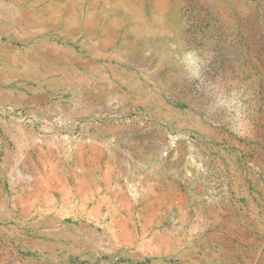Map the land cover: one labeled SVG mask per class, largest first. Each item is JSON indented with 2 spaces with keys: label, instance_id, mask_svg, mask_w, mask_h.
Here are the masks:
<instances>
[{
  "label": "rangeland",
  "instance_id": "1",
  "mask_svg": "<svg viewBox=\"0 0 264 264\" xmlns=\"http://www.w3.org/2000/svg\"><path fill=\"white\" fill-rule=\"evenodd\" d=\"M0 2V264H264V0Z\"/></svg>",
  "mask_w": 264,
  "mask_h": 264
},
{
  "label": "crops",
  "instance_id": "2",
  "mask_svg": "<svg viewBox=\"0 0 264 264\" xmlns=\"http://www.w3.org/2000/svg\"><path fill=\"white\" fill-rule=\"evenodd\" d=\"M52 173H53V171H52ZM50 178H51V175L50 174H45L44 176H41V175H28L27 177H26V175L22 174L20 177H18V179L20 181H26V184H27V185L25 184V186H26L25 188L26 189L28 187H30L32 193L33 194H37L38 196L40 195L41 190H39V189L38 190H35L33 188V186H40V187L42 185L43 186H46L45 193L44 192L43 193L45 194L44 196H45V198L47 200L53 202V205L51 207L54 210V213H53L54 216H58V214L62 211V210L58 209L57 202L63 203V204H67L70 201V198H78V200L80 202H85V200L87 198L86 197V193L85 192H82V190L79 187H76V189H75V192H76L77 195L73 194L70 189H53V190H51L50 189L51 186L49 184ZM91 178L94 180L93 177H91ZM110 179H111L110 175H105V176L101 177V180L103 181L104 186H107V187L109 186V180ZM26 189L14 190V189L10 188V190H12L13 193H14V195L12 193H11V195H12V197L17 196V195L23 196V195L26 194V192H25ZM28 190H29V188L27 189V191ZM0 192L2 193V197H1V201H0V210H2V215H1V217H2L4 215H6L5 207H7L8 197L6 199L5 198V195H7L8 192H6L5 190H3L1 188H0ZM165 194H166V192H163L162 193V195H165ZM169 195L171 197H173V196L183 197L182 193L179 192V191H175V192L172 191V192L169 193ZM38 196L37 197H31L30 200L33 201V202L34 201L38 202ZM193 196H194V198H199L198 194L197 195H193ZM102 202L109 203V199L103 197L102 198ZM16 203L17 202H14L15 206H16ZM154 206H155V209H158V210L161 209V207H162V205L160 203H157ZM175 208L179 212L178 213L179 215H177V219L179 220V222L180 223L186 222L187 220H186L185 216L182 215V211L180 210V208L179 207H175ZM232 215H234V214L232 213ZM159 217H161V216H159ZM236 217H239V215H236ZM178 239L180 240V238H178ZM178 239H176V240H178ZM261 248H262V246L261 247H258L257 248V251H258V249L261 250ZM242 255H243V253H242ZM260 255H258V256H260ZM242 258H243V260L245 261L246 264H256L255 261H253V262L251 261L250 263L248 261L246 262L247 257L244 256V255L242 256ZM257 264H259L258 261H257ZM260 264H262V262Z\"/></svg>",
  "mask_w": 264,
  "mask_h": 264
},
{
  "label": "bare ground",
  "instance_id": "3",
  "mask_svg": "<svg viewBox=\"0 0 264 264\" xmlns=\"http://www.w3.org/2000/svg\"><path fill=\"white\" fill-rule=\"evenodd\" d=\"M1 3V2H0ZM5 7V6H4ZM3 7V8H4ZM7 11V10H6ZM4 12V11H3ZM8 12V11H7ZM27 12V11H26ZM5 13V12H4ZM10 18H11V16H10ZM84 20V19H83ZM11 22H12V20H11ZM84 23H85V21H84ZM88 23H89V21H88ZM140 32H144V30L142 29V28H140ZM37 62V61H36ZM33 73H36L35 74V77L38 79L39 77H41V73H39V72H37V71H35V72H33ZM6 92V91H5ZM7 93H8V91H7ZM2 197V196H1ZM202 199V198H201ZM263 209V208H262ZM256 210H254V212H255ZM152 217V216H151ZM234 217V216H233ZM227 220V219H226ZM261 220V219H260ZM158 221V220H157ZM248 221V220H247ZM252 221V220H251ZM156 223V222H155ZM253 223V222H252ZM219 224V223H218ZM227 225V224H226ZM232 227V226H231ZM235 227V226H234ZM250 227V226H249ZM255 227V226H254ZM260 227V226H259ZM262 227H263V225H262ZM261 227V228H262ZM253 228V227H252ZM256 228V227H255ZM258 228V227H257ZM215 229V228H214ZM218 229H220L221 230V227L220 228H218ZM254 230V229H253ZM238 231H243L242 229H240V230H238ZM245 231V230H244ZM257 231V230H256ZM260 231V230H259ZM215 232L217 233V229L215 230ZM234 232V231H233ZM251 232V231H250ZM262 232V231H261ZM220 233V232H219ZM242 233V232H241ZM240 233V234H241ZM254 233V232H253ZM223 234H226V235H228V236H233V234L231 233V231H229V230H227V229H225L224 231H223ZM222 234V235H223ZM236 234H238V233H236ZM216 236V235H215ZM219 237V236H218ZM226 237V236H225ZM248 235H246V237L245 238H240L239 239V241H240V247H243L244 246V244L245 243H250L249 242V240H248ZM251 238V237H250ZM218 239V238H217ZM229 239H230V237H229ZM237 239V238H236ZM251 242H254V239H252V241ZM263 242V241H262ZM239 244V243H238Z\"/></svg>",
  "mask_w": 264,
  "mask_h": 264
}]
</instances>
